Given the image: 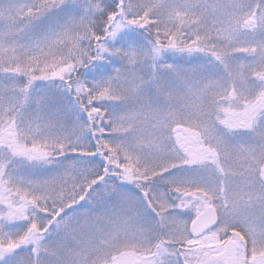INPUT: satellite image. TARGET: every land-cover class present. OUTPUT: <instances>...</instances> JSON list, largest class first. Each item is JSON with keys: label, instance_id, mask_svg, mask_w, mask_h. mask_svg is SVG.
<instances>
[{"label": "snow or ice", "instance_id": "snow-or-ice-1", "mask_svg": "<svg viewBox=\"0 0 264 264\" xmlns=\"http://www.w3.org/2000/svg\"><path fill=\"white\" fill-rule=\"evenodd\" d=\"M0 264H264V0H0Z\"/></svg>", "mask_w": 264, "mask_h": 264}]
</instances>
